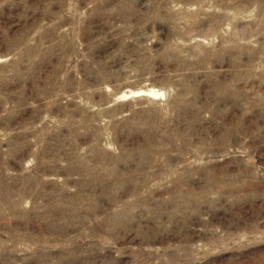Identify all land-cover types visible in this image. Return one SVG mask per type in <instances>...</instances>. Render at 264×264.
<instances>
[{
	"label": "rangeland",
	"instance_id": "obj_1",
	"mask_svg": "<svg viewBox=\"0 0 264 264\" xmlns=\"http://www.w3.org/2000/svg\"><path fill=\"white\" fill-rule=\"evenodd\" d=\"M0 264H264V0H0Z\"/></svg>",
	"mask_w": 264,
	"mask_h": 264
},
{
	"label": "bare ground",
	"instance_id": "obj_2",
	"mask_svg": "<svg viewBox=\"0 0 264 264\" xmlns=\"http://www.w3.org/2000/svg\"><path fill=\"white\" fill-rule=\"evenodd\" d=\"M133 93L136 94L137 96H146L145 93H143L142 91H137ZM159 96H163V94L161 92H155V91H152L150 94H147V97L149 98H154V97H159Z\"/></svg>",
	"mask_w": 264,
	"mask_h": 264
}]
</instances>
